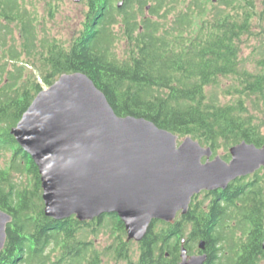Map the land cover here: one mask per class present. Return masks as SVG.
Masks as SVG:
<instances>
[{"label": "trees", "instance_id": "1", "mask_svg": "<svg viewBox=\"0 0 264 264\" xmlns=\"http://www.w3.org/2000/svg\"><path fill=\"white\" fill-rule=\"evenodd\" d=\"M114 1L87 0L84 28L67 47L39 37L23 0H0V18L19 24L21 39L17 48L0 37V156L11 153L8 168L0 170V209L12 216L0 264H177L182 239L189 254L203 240L213 264H261V169L224 190L195 195L185 215L172 225L153 221L136 244L126 241L115 214L87 222L44 215L37 167L9 133L42 90L29 64L48 86L62 73L82 72L116 115L189 136L213 155L241 141L264 145L242 99L253 95L264 102V46L254 47L259 61L240 52L253 34L258 0H216L206 15L200 0H121V7ZM181 3L185 7L177 9ZM118 41L126 42L124 57L115 53ZM221 94L232 100L221 101ZM25 171L33 175L31 189L14 182L13 174ZM99 234L109 237L104 245Z\"/></svg>", "mask_w": 264, "mask_h": 264}, {"label": "water", "instance_id": "2", "mask_svg": "<svg viewBox=\"0 0 264 264\" xmlns=\"http://www.w3.org/2000/svg\"><path fill=\"white\" fill-rule=\"evenodd\" d=\"M9 133L37 167L46 217L87 222L115 214L127 242H141L153 221L172 225L195 195L264 173V145L241 141L224 160L189 136L177 143L145 118L116 115L82 72L62 73L39 91ZM11 222L0 209V252ZM197 247L205 251V242ZM207 257L189 255L180 241L178 264H205Z\"/></svg>", "mask_w": 264, "mask_h": 264}, {"label": "rangeland", "instance_id": "3", "mask_svg": "<svg viewBox=\"0 0 264 264\" xmlns=\"http://www.w3.org/2000/svg\"><path fill=\"white\" fill-rule=\"evenodd\" d=\"M25 2V10L29 16L32 17L35 28L38 32L40 38H45L49 41L54 40L55 42L67 46L72 41V39L79 35V33L84 28V22L86 19V14L88 11L87 0H82L78 3L73 2L72 0H23ZM121 0H115L114 4H117ZM185 5L191 0H182ZM200 2L205 7V15L208 12L214 10L215 5L217 4L216 0H200ZM21 3V2H20ZM183 3L178 5L177 9H183L185 7ZM256 9L254 12L257 17L252 21L251 30L252 35L248 38H245L240 46V52L244 57L252 56L254 47L262 44L264 46V0H258L254 3ZM147 9L144 11L146 15ZM0 37L5 38L6 44H14L19 48L21 43L20 34H19V24L15 22H7L0 18ZM10 30V32H9ZM117 30V27L115 28ZM126 42L118 41L115 48V53L124 57ZM259 61L261 59L260 53H255L251 60ZM26 56H22L21 60L25 61ZM34 62V61H33ZM250 69H253V66L250 62L247 63ZM256 63L254 64V66ZM28 73L36 75V80L40 84L41 88H47L48 85L44 83V80L40 79L39 72L36 70L35 64L27 65ZM58 78V77H57ZM56 78V79H57ZM55 79V80H56ZM221 84L229 85V82L222 80ZM222 87H224L222 85ZM245 106L247 108L248 114L253 117L254 121L260 125V130L264 134V102L256 96L243 97L242 98ZM221 101H231V96L224 97L221 94ZM177 136V135H176ZM178 137V136H177ZM186 136L178 137L177 143H180ZM188 137V136H187ZM203 146V145H202ZM206 147V146H205ZM231 147V146H230ZM229 147V148H230ZM220 149L215 153L223 158V155L226 154L229 150ZM11 153L4 154V157L0 156V170L8 168L10 162ZM215 156V155H213ZM225 160V159H224ZM14 182L20 184L28 185L30 189L32 188V179L33 175L29 171H25L22 175L13 174ZM22 187V186H21ZM109 240V237L104 234H99L98 242L102 245L105 244L106 240ZM198 245V244H197ZM196 245V247H197ZM198 249V247H197ZM167 256V255H166ZM264 264V261L261 262Z\"/></svg>", "mask_w": 264, "mask_h": 264}, {"label": "flooded vegetation", "instance_id": "4", "mask_svg": "<svg viewBox=\"0 0 264 264\" xmlns=\"http://www.w3.org/2000/svg\"><path fill=\"white\" fill-rule=\"evenodd\" d=\"M199 195V194H198ZM193 199V198H192ZM192 201V200H191ZM181 215H177V217H176V220H175V222L178 220V218L180 217ZM174 222V223H175ZM173 223V224H174ZM131 242H133L134 244H136V243H139V242H135V241H131ZM263 250V249H262ZM204 252H206L207 253V255H208V257H207V261H206V263L205 264H213L212 262H213V260L214 259H212L211 258V254L207 251V250H205V251H200L199 249H197L193 254H189L188 253V251H187V253L189 254V255H199V254H203ZM180 261V260H179ZM264 261V258H263V260H262V262ZM178 264V263H177Z\"/></svg>", "mask_w": 264, "mask_h": 264}]
</instances>
